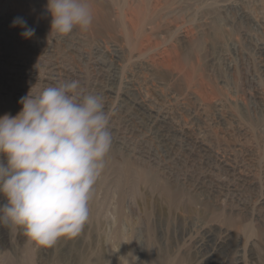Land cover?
<instances>
[{"label": "rangeland", "instance_id": "rangeland-1", "mask_svg": "<svg viewBox=\"0 0 264 264\" xmlns=\"http://www.w3.org/2000/svg\"><path fill=\"white\" fill-rule=\"evenodd\" d=\"M85 2L91 26L61 35L47 0H0V117H15L31 89L78 80L103 97L113 134L82 240L39 248L4 225V254L23 264H264V0ZM246 173L258 190L240 187ZM205 174L219 199L193 182ZM217 183L242 193L222 195ZM255 195L258 208L231 202Z\"/></svg>", "mask_w": 264, "mask_h": 264}, {"label": "clouds", "instance_id": "clouds-1", "mask_svg": "<svg viewBox=\"0 0 264 264\" xmlns=\"http://www.w3.org/2000/svg\"><path fill=\"white\" fill-rule=\"evenodd\" d=\"M51 31L86 30L93 15L85 0H47ZM13 27L35 35L23 17ZM21 111L0 117V225L20 230L39 248L80 235L90 218L94 185L112 148L110 114L102 96L86 93L78 80L32 89Z\"/></svg>", "mask_w": 264, "mask_h": 264}, {"label": "bare ground", "instance_id": "bare-ground-1", "mask_svg": "<svg viewBox=\"0 0 264 264\" xmlns=\"http://www.w3.org/2000/svg\"><path fill=\"white\" fill-rule=\"evenodd\" d=\"M31 52V51H30ZM52 53V52H51ZM52 56V55H51ZM56 56V55H55ZM37 57V56H36ZM39 57V56H38ZM57 66V65H56ZM45 69H47V70H49V68H45ZM45 69H44V71H45ZM51 71V70H50ZM52 72V71H51ZM115 75V74H114ZM70 76V75H69ZM113 77V76H112ZM110 78V77H109ZM63 81V80H62ZM37 82V81H36ZM39 82V81H38ZM44 83V82H43ZM46 84V83H45ZM25 86H26V84H25ZM47 86V85H46ZM101 89V88H100ZM97 90V89H96ZM97 95H99V93L97 94ZM23 96V95H22ZM165 116V115H164ZM153 121V120H152ZM159 126V125H158ZM144 128V127H143ZM158 128V127H157ZM187 133V132H186ZM174 135V134H173ZM188 135V134H187ZM163 136V135H162ZM161 138V137H160ZM194 141V140H193ZM165 142V141H164ZM195 142V141H194ZM183 143V142H182ZM199 144V143H198ZM197 145V144H196ZM169 146H170V144H169ZM199 148H205V145L203 144V143H200L199 144V146H198ZM163 150V149H162ZM202 152V151H201ZM163 154V153H162ZM196 154H197V152H196ZM165 155V154H164ZM195 157H197V156H195ZM226 167H229L227 164L225 165ZM226 169V168H225ZM224 169V170H225ZM235 170L234 169H231L230 171H228L227 172V174L228 175H232V176H235ZM210 173V172H209ZM198 174H200V173H198ZM175 177V176H174ZM208 178H210L208 175H198V177H196V180H194L193 182L194 183H196V187L197 188H199V189H201L203 192L205 191V192H207L208 194L210 193V195H213L214 196V199H219V196H215V194H213V191L212 192H209L207 189H206V187L204 186V182L208 179ZM209 180V179H208ZM203 182V183H202ZM175 183V182H174ZM192 183V182H191ZM208 184H211V183H213V182H211V183H209V182H207ZM240 183L242 184H240L241 186L240 187H243V186H246L249 190L250 189H256V190H258V187L257 186H255L253 183H252V181L249 179V177H248V174L246 173V174H243V180H241L240 181ZM215 187H217L218 189H220V194H224V192H227V194L228 195H232V196H235L236 194L237 195H239V194H241L242 193V191L241 190H239L238 189V185H233V186H231V188L230 189H228V190H224L225 189V186L222 184V183H217L216 185H214V187L213 188H215ZM200 190V191H201ZM179 192V191H178ZM193 193V192H192ZM214 193H215V191H214ZM217 193V192H216ZM203 194V193H202ZM164 195L169 199V200H171V202H176L177 200H178V196L177 195H175V194H173V192L171 191H167V192H165L164 193ZM208 198H210V197H208ZM168 199H166V200H168ZM230 201V200H229ZM251 201V200H250ZM6 201L3 199V197H0V204H3V203H5ZM232 202V204L234 205V203H236V204H242V207L243 208H250V206H254V207H257V206H261V205H263L262 204V202H261V200H259V197H258V195L256 196L255 195V197H254V201H253V203H250L249 201H247V200H243L242 202L240 201V202H237V201H231ZM239 206V205H238ZM258 208V207H257ZM6 232H5V229H4V225H0V264H23V263H21V261H18V260H16L15 258L13 259V258H11V257H8V255L6 256V254H4V249H6L9 245H8V240H7V238H6V234H5ZM209 233L210 232H208V231H206V233H205V235H206V237H209L210 238V235H209ZM211 235H213V234H211ZM226 237V236H225ZM226 238H228V237H226ZM77 239H79V240H82V238H81V236L80 235H78L77 236ZM213 239V238H212ZM230 239V238H229ZM214 240V239H213ZM196 241V240H195ZM201 241V240H200ZM203 241V240H202ZM230 241V240H229ZM198 243H199V241H197ZM204 242V241H203ZM206 242V241H205ZM224 242H227L226 240H224ZM228 243V242H227ZM197 245V244H196ZM196 245H194V246H196ZM223 245V244H222ZM214 246V245H213ZM225 246V245H224ZM228 246V245H227ZM232 246V245H231ZM201 247V246H200ZM204 247V246H203ZM208 247V246H207ZM209 247H210V245H209ZM220 247V246H219ZM236 247V246H235ZM202 248V247H201ZM229 248V247H228ZM200 249V248H199ZM198 249V250H199ZM226 249V248H225ZM234 249V248H233ZM207 251V250H206ZM228 251V250H227ZM237 251V250H236ZM202 252V251H201ZM226 252V251H225ZM186 253V252H185ZM217 253V252H216ZM231 253V252H230ZM227 254H228V252H227ZM226 254V255H227ZM223 255V254H222ZM232 255V254H231ZM233 256V255H232ZM211 257H214V256H211ZM218 257V256H217ZM223 257V256H222ZM221 257V258H222ZM208 260L209 259H211L210 257L209 258H207ZM216 259V258H215ZM211 260H213L215 263H217V264H231V260H227V259H223V260H221V261H218L217 259L216 260H214V259H211ZM214 263V264H215ZM236 264H242V262H238V263H236Z\"/></svg>", "mask_w": 264, "mask_h": 264}]
</instances>
